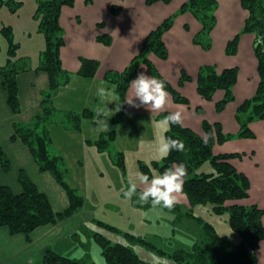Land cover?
<instances>
[{"label":"trees","instance_id":"obj_1","mask_svg":"<svg viewBox=\"0 0 264 264\" xmlns=\"http://www.w3.org/2000/svg\"><path fill=\"white\" fill-rule=\"evenodd\" d=\"M172 1L145 0V5L151 6L158 2L168 5ZM86 2L90 3L91 0H86ZM11 4L15 5L11 0L7 1V6ZM73 4L74 0H40L37 2L33 17L37 22V33L43 37L44 50L39 55L38 65L34 71L47 75L48 90L42 94L41 114L28 125H14L13 135L10 138L11 142L21 141L29 150L39 171L48 172L54 178L67 196L68 207L61 212H54L45 194L37 189L23 170H20L18 174V183L21 187L19 194H14L9 187L0 185V228H7L11 235H23L27 242L31 240L30 236L36 229L56 225L77 214L84 205L83 197L64 182L63 158L53 155L49 151L50 139L45 129V124L50 123V119L56 112L53 107L54 96L70 78V74L65 73L61 68L60 49L64 45V40L59 16L62 7H73ZM2 5L3 2L0 0V9ZM240 5L248 16L239 34L227 43L225 54L228 56L236 53L241 34H254L259 37L264 33V0H240ZM216 8L215 0H188L177 11V14L190 13L201 25V31L193 38V44L200 46L205 51L211 47L209 34L216 24L214 15ZM119 11L120 7L118 6L111 8L113 15H117ZM177 14H173L146 36L138 54L123 72H109L105 75L106 83L117 85L118 116L125 114L126 93L130 82L138 75L141 64L145 65L151 76L165 82L166 90L171 94L173 103L189 104L187 99L173 89L146 59L148 53L154 54L161 60L167 59L168 54L162 42V36L172 27ZM0 35L8 42L7 60L4 65L0 66L1 86L7 95L8 108L16 115L20 113L16 77L29 71L31 64L27 58H16L18 46L12 41L10 28L3 27L0 30ZM97 41L108 46L111 39L108 36H99ZM253 50L258 63L259 85L255 95L245 100L236 110L235 120L238 123L239 131L233 136L225 135L222 133L220 124L215 123L211 126L203 121L204 134L215 132V139L206 137L207 143H205L191 130L180 125H173L166 131L165 136L182 140L185 150L183 152L173 150L166 158H163L161 165L154 164L152 167L157 174H160L173 164L184 163L187 168V176L182 194L189 207L193 209L195 206L210 205L211 211L216 215L227 213L229 227L240 239L239 242H234L231 238L219 236L211 225L202 223L203 240L197 241L190 253L176 252L172 258L177 264H258L256 253L259 250V244L264 241V226L261 222L264 211L254 205L224 207L226 201L246 199L250 185L247 177L237 172L229 163L231 159L241 158L240 155L214 156L212 154L215 144L221 145L236 138H253L249 124L254 121H264V43H259L256 39ZM97 68V61L80 59L77 75L83 78H93ZM237 73V68L226 69L221 74H217L212 66L201 67L196 78L197 94L202 99L211 101L217 90L224 91L223 99L215 104L216 112H222L225 106L233 101L232 88L237 82ZM189 80L184 72L180 73L179 85ZM196 112L202 114L198 109ZM86 113L85 117H88L90 113ZM168 114L163 113L161 117L164 118ZM70 122L72 130L80 131V117H75ZM114 132L113 130L107 134L106 139L102 138L93 144L99 152L108 149L109 143L114 140ZM207 163L212 169L211 172H200V168ZM0 165L5 173L10 171L9 161L1 149ZM116 165L120 170H124L122 154H118ZM140 168L141 173L148 175L151 179V169L146 166ZM172 210L179 211L181 208L175 205ZM187 214L191 218L194 217L190 211ZM197 221L199 222V220ZM94 240L100 247L102 257L107 264H143L126 245L111 244L98 234L94 235ZM41 264L85 263L63 257L53 249L47 248L44 251Z\"/></svg>","mask_w":264,"mask_h":264},{"label":"crops","instance_id":"obj_2","mask_svg":"<svg viewBox=\"0 0 264 264\" xmlns=\"http://www.w3.org/2000/svg\"><path fill=\"white\" fill-rule=\"evenodd\" d=\"M187 1L173 0L168 5L158 2L146 6L145 0H91L90 3L86 0H74L73 7H62L59 24L63 31L64 45L60 49V61L62 70L70 74V78L54 96L53 107L56 113L63 112L62 116L67 121H72L75 117H80L83 122L92 121L94 119L93 110L97 106L93 104H100L97 96L98 87L102 83L111 86L104 80L105 75L114 71L122 72L130 60L138 54L146 36L173 14H177L180 7ZM215 1L217 8L214 15L217 21L209 34L211 44L209 50L205 51L193 44V38L201 31V25L190 13H183L175 16L172 27L162 36V42L168 54L167 59L160 60L153 55L149 56L157 72L173 89L186 98L189 104H175L171 98L167 109L159 113L151 112L147 107L134 108L126 104L124 115L147 116L158 120L163 118L161 114L176 111L182 106L185 116L182 127L191 130L201 139L206 138L202 130L203 121L211 125L220 124L222 133L225 135L233 136L239 131L235 120L236 110L245 100L253 97L259 83L258 63L253 50L256 36L241 34L236 53L231 56L226 55L227 43L239 34L248 14L242 9L240 0ZM113 6L120 7L117 15L111 13ZM33 16L32 19L36 22ZM99 36L110 37V44L105 46L99 43L97 41ZM39 50L42 52L44 47ZM80 59H91L98 62L93 78H83L77 75ZM37 65L38 61L31 65L29 71L16 77L20 105V113L16 115L7 106V95L1 86L0 77V149L10 164L8 173H5L0 165V174L13 179V189L7 185L3 186L9 187L14 194H19L21 187L18 183V174L20 170H23L37 189L45 194L52 209L51 196L60 201L62 209L59 212H61L68 207V199L64 190L48 172L39 171L29 150L21 141L11 142L10 140L14 125H28L41 114V99L42 94L48 90V77L43 72L34 71ZM205 66L214 67L216 72L231 68L238 70L237 82L232 88L233 101L228 103L220 113H217L214 107L223 99L224 91L217 90L211 101L202 99L196 91L198 71ZM141 72L150 76L143 65L138 69V74ZM181 72H184L190 80L179 85ZM131 95L130 86L126 93V102ZM115 107L114 114L117 115V99ZM197 109L202 114H198ZM108 110L112 112V103L109 104ZM86 112L90 113L88 117H85ZM67 125L66 130L74 131L71 129L72 125L68 123ZM113 130L115 140L117 128L111 129L107 134ZM249 130L253 138H237L221 145L215 144L212 152L214 156L240 155L241 158L231 159L229 163L237 172L244 174L249 181L248 197L229 201L228 204L226 203L227 206L254 205L264 211V121L252 122ZM76 133L80 134L81 129ZM101 139L102 137L99 138ZM84 143L87 147L93 145L90 140ZM82 149H85L87 154L93 155L90 152L93 148ZM94 149L97 156L106 151L99 152L96 148ZM78 164L82 166L80 162H77V166ZM142 187L139 186L137 190L140 192ZM181 196L182 198H179V203L176 205L186 209L187 200L184 195L181 194ZM64 221L36 229L31 234L29 242L23 235H11L7 228H0L2 231L0 234L5 238L0 244V264H41L45 249L52 248L57 237H61L59 232L56 233L59 236H53V234ZM261 222L264 226V214ZM43 234L47 235L45 239L42 238ZM256 257L258 264H264V241L260 243Z\"/></svg>","mask_w":264,"mask_h":264},{"label":"rangeland","instance_id":"obj_3","mask_svg":"<svg viewBox=\"0 0 264 264\" xmlns=\"http://www.w3.org/2000/svg\"><path fill=\"white\" fill-rule=\"evenodd\" d=\"M1 1L3 5L0 9V30L3 27L11 29L12 41L18 46L16 58H27L31 65L37 63L41 53L39 49H43L44 42L37 33V24L32 16L40 0H11L15 5L10 6H7L9 0ZM7 49L8 42L0 35V65H4L7 60ZM151 55L156 57L148 53L146 59L152 64L149 60ZM111 103L113 110L105 119H108L110 130L117 128L116 139L109 143L108 149L100 156L96 155L95 146L87 147L84 143L90 140L94 144L93 141L99 140L100 137L104 139L107 137V133L97 135L93 120L80 122V134L65 129L68 127L67 123L71 125V122L63 118V112H55L50 123L45 124L50 138L49 151L53 155L61 156L64 161L62 168L64 182L76 190L84 200L79 213L61 223L60 228L53 234L59 236L56 233H61V237H57L52 246L53 251L85 264H107L94 240V235L98 234L111 244L126 245L143 264H177L172 258L176 252L190 253L194 244L203 240L202 223L214 227L218 235L239 242V236L229 227L227 213L216 215L211 211L210 205L195 206L191 209L187 204L186 209L180 206L181 210L175 211L162 207L152 208L150 204L140 205L136 203V196L131 199L124 197L123 192L129 187V181L138 183L136 176L137 173H141V166L149 167L152 176L157 174L152 167L154 164H162L163 159L159 157L157 148L160 138L165 136L166 131L159 126V121L163 118L157 120L134 115H124L120 118L114 114L116 100ZM99 119H103V116ZM82 148H93L90 150L93 155L87 154ZM118 154H122L123 157V171L116 165ZM77 162L82 166L79 164L77 166ZM211 170L207 163L199 171L208 173ZM0 183L11 189L14 187L13 179L9 176L0 174ZM179 198H182L181 194ZM51 201L53 210L59 212L62 209L60 201L52 196ZM229 201L224 203V207H232L227 206ZM189 211L194 217H189L187 214ZM46 236L43 234L42 238L45 239ZM4 240L0 234V244Z\"/></svg>","mask_w":264,"mask_h":264},{"label":"clouds","instance_id":"obj_4","mask_svg":"<svg viewBox=\"0 0 264 264\" xmlns=\"http://www.w3.org/2000/svg\"><path fill=\"white\" fill-rule=\"evenodd\" d=\"M130 86L132 95L126 104L131 107H147L151 112L159 113L165 111L171 103V94L166 90L165 82L162 79L141 72L130 82ZM116 90V84L109 87L103 83L97 89L100 104L93 110V122L96 125L94 130L97 135L110 131L108 119H105V116L110 112L107 104L115 102L118 98ZM101 116L103 119H99ZM184 119V109L180 106L176 111L170 112L159 121V126L167 131L173 125L183 126ZM205 135L207 138L215 139L214 131ZM205 143H207V139H205ZM173 150L183 152L185 150L184 142L178 138L161 137L157 148L159 157L166 158ZM186 176L187 168L184 163L173 164L162 173L154 174L151 179L146 174L137 173L138 183L130 180L129 187L123 192V195L127 199L136 196V203L140 205L150 204L152 208L162 207L171 210L179 203V196L183 192ZM138 186H143L139 193L137 192Z\"/></svg>","mask_w":264,"mask_h":264},{"label":"water","instance_id":"obj_5","mask_svg":"<svg viewBox=\"0 0 264 264\" xmlns=\"http://www.w3.org/2000/svg\"><path fill=\"white\" fill-rule=\"evenodd\" d=\"M257 42L264 43V33L257 38Z\"/></svg>","mask_w":264,"mask_h":264}]
</instances>
